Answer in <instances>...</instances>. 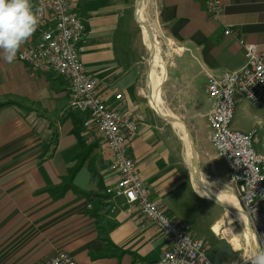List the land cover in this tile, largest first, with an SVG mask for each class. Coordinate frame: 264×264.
<instances>
[{"label": "crops", "instance_id": "crops-1", "mask_svg": "<svg viewBox=\"0 0 264 264\" xmlns=\"http://www.w3.org/2000/svg\"><path fill=\"white\" fill-rule=\"evenodd\" d=\"M132 1L69 0L87 29L78 46L85 70L99 81L104 102L136 121L137 136L128 144V154L152 199L172 217V199L181 187H190L192 161L182 133L150 106L142 66L147 46L131 26ZM204 1L157 2L160 36L182 48L167 66L163 97L170 111L189 124L198 162L212 153L227 178L226 166L210 141L208 74L241 70L246 62L242 42L257 44L264 54V0H223L219 22L210 18ZM228 28L233 35H225ZM35 41L30 37L11 64L0 50V105L12 104L0 107V264H43L60 251L80 264H158L171 241L142 218L139 208L129 209L123 199L89 203L73 192L59 201L49 194L37 195L60 185L77 164L74 131L83 116L70 109L67 80L53 71L34 74L18 60ZM84 137L97 147L74 184L106 195L117 181L112 154L96 128H85ZM230 184L235 187L231 179ZM235 192L237 196L236 188ZM104 231L111 246L104 241Z\"/></svg>", "mask_w": 264, "mask_h": 264}, {"label": "built area", "instance_id": "built-area-1", "mask_svg": "<svg viewBox=\"0 0 264 264\" xmlns=\"http://www.w3.org/2000/svg\"><path fill=\"white\" fill-rule=\"evenodd\" d=\"M204 2L210 18L221 21L223 0ZM32 4L40 18L31 36L36 37V41L19 53L18 60L28 64L34 74L53 71L68 81L70 109L84 117L86 129L99 131L112 153V169L117 181L108 188V196L123 199L129 209L139 208L142 218L171 241L158 264H215L204 240L192 237L152 199L151 189L144 184L135 162L128 156V144L137 135V123L130 116L111 109L102 100L99 81L86 72L78 46L87 36V29L72 12L69 0H32ZM225 35H233L232 30L228 28ZM242 44L246 58L244 67L221 76L208 74L206 94L211 105L210 141L226 166L237 190L239 206L246 216V221L234 220V223L245 228L243 237L247 248L256 251L264 250V136L259 139L261 126L241 132L233 128V122L241 101L254 106L264 104V54L257 44ZM168 46L171 55L178 54L172 52L173 47L182 50L170 41ZM225 228H230L228 223ZM220 231L226 235L225 229ZM43 264L79 263L69 253L60 251Z\"/></svg>", "mask_w": 264, "mask_h": 264}, {"label": "rangeland", "instance_id": "rangeland-1", "mask_svg": "<svg viewBox=\"0 0 264 264\" xmlns=\"http://www.w3.org/2000/svg\"><path fill=\"white\" fill-rule=\"evenodd\" d=\"M144 2H145V10H146V17H147L148 23L154 29H161V26H159L160 21H159L158 9H157L158 0H144ZM137 3H138V0L132 1V4L128 10V14H130L129 19H130V23H131L133 30L137 31L141 35V40H145L142 34L141 26L136 20ZM158 41L160 42L161 47L166 53V55H168L169 53L168 41L169 40L168 41L165 40L159 34ZM145 43H146V46H148V41L145 40ZM143 53H144L143 55L144 59L142 60V63L144 64H142V66L144 68L143 69L144 73H146L145 79H146V84H147V78H148V72H149V49L148 47L144 49ZM181 53H182V50L178 54H175V55L170 54L168 58L165 57L166 59L165 61H167V66L172 64L173 56H177ZM146 75H147V78H146ZM146 90L148 91V86L146 87ZM163 90H164V85L162 87V100L167 110L171 112L170 111L172 109L171 106L166 104L165 99L163 97ZM103 99L104 97L102 98V100ZM149 103H150V100H149ZM172 114L175 116L174 113ZM180 121L182 122L183 120H180ZM261 122L264 123V104H262L261 106H254L251 103L246 102V101L238 103L236 112H235V119L233 122L234 129H239V128L240 129H253L255 126L260 127ZM184 125L188 130L189 124L185 123ZM263 136H264V133H263V129L261 128L259 139L262 140ZM258 146L260 147L259 141H258ZM183 152H186V149L184 146H183ZM209 158L212 161L211 163L208 164L207 159ZM200 160H201L200 163L199 162L198 163H199L200 171L202 173L201 175L203 179L207 182V185L211 189V191L235 195L236 193L235 187H233L230 184V178H228L229 176L228 171L226 172L227 173L226 175H228L226 178L223 172L220 171L218 162L213 160L212 153L210 155L209 154H206V156L204 155ZM191 165L189 166L188 183L190 184V187L193 188V179L191 176L192 175ZM112 171L115 172L114 169H112ZM190 187L189 186L181 187L180 192H178L172 199L173 209L171 210V213L173 214L172 216L173 219L175 221L178 220L183 225V227L188 230L189 234L192 237L204 240L210 255L212 254L213 250H216L218 252V255L220 256L218 258L219 262H214L215 264H236L235 263L236 259L240 261V264H248V261L250 260L251 256L255 254V249L254 251H251L249 248H247L246 241L243 237L244 234L241 230L242 229L241 225L238 222H235L238 228L237 235H239L240 233V247H241L239 248V250H236L233 243L230 241V239L226 235H224V233L220 234L221 231L219 233L215 231V227L220 226V221H219L220 219L224 222L226 221L227 219L226 209L223 206H220L219 204L213 201L204 200L197 194L194 195V193L192 192L194 188L191 190ZM108 188L106 189L107 196H108L107 194ZM108 199L110 201L114 200L110 198V196H108ZM226 224H227L226 222L222 224L223 229H226L225 228Z\"/></svg>", "mask_w": 264, "mask_h": 264}, {"label": "bare ground", "instance_id": "bare-ground-1", "mask_svg": "<svg viewBox=\"0 0 264 264\" xmlns=\"http://www.w3.org/2000/svg\"><path fill=\"white\" fill-rule=\"evenodd\" d=\"M136 20L141 26L142 34L146 41H148V49H149V72H148V88H149V100L150 106L155 109L159 115L170 117L173 126L182 133L184 142L187 146L188 159L189 161L193 159V151H192V141L188 132L186 131V127L182 122L177 120V117L174 116L167 108L162 100V87L167 78V61H165V57H169L171 54V50H169L168 55L164 52L161 47L160 42L158 41V35L160 33L159 29H154L147 20L146 10H145V2L144 0H138L136 7ZM180 53V50L172 48V52ZM192 171V179H193V188L197 195L205 200L213 201L219 205L225 207L227 211V222L230 228L225 229L226 236L230 239V241L235 246L236 250H239L240 247V233L238 234V228L234 223V220L238 222L246 221V216L241 210L239 206V201L237 197L232 194L220 193L211 191L208 187L207 182L203 179L202 175L198 170L196 165H191ZM202 174V173H201ZM201 176V177H200ZM201 178V179H200ZM222 221L220 226L215 227L216 232H220L223 228L222 224L225 223ZM245 229V228H244ZM242 228V232H244ZM222 234V232H220Z\"/></svg>", "mask_w": 264, "mask_h": 264}, {"label": "clouds", "instance_id": "clouds-1", "mask_svg": "<svg viewBox=\"0 0 264 264\" xmlns=\"http://www.w3.org/2000/svg\"><path fill=\"white\" fill-rule=\"evenodd\" d=\"M40 23L32 0H0V50L11 64L21 46L36 32ZM248 264H264V250H256Z\"/></svg>", "mask_w": 264, "mask_h": 264}, {"label": "trees", "instance_id": "trees-1", "mask_svg": "<svg viewBox=\"0 0 264 264\" xmlns=\"http://www.w3.org/2000/svg\"><path fill=\"white\" fill-rule=\"evenodd\" d=\"M6 105H12V104L6 103L0 105V107H4ZM84 122H85L84 117H81V119L77 120L76 130L74 131V135L77 138L78 147H79V152L77 153L75 158L77 164L73 168L69 169L68 175L62 179L60 185L48 186L38 191L37 195L49 194L54 201H59L63 199L68 192H73L76 195L85 198L89 203L93 202L96 199L98 200L100 199L101 202L108 199L107 195H102V196L94 195L91 192L80 189L74 184L77 174L83 168L85 163L90 159V157L94 152V149L97 147L96 145L88 144L87 138L84 137V132H85ZM94 212H91V214L95 215V217L98 218V214H95ZM100 232H103V228L101 231V227H100ZM104 235L106 236L105 231H104ZM105 236H104V241L108 243V246H111L112 244H110V239L107 236L105 238ZM209 256L213 262H219L218 258L220 256L218 255V252L216 250H213L212 254L211 255L209 254ZM235 263L240 264V261L236 259Z\"/></svg>", "mask_w": 264, "mask_h": 264}, {"label": "water", "instance_id": "water-1", "mask_svg": "<svg viewBox=\"0 0 264 264\" xmlns=\"http://www.w3.org/2000/svg\"><path fill=\"white\" fill-rule=\"evenodd\" d=\"M164 118L167 119V120H171L170 117H165V116H164ZM177 120H178V119H177ZM178 121L181 122L180 120H178ZM182 123H183V122H182ZM183 124H184V123H183ZM184 126H185V125H184ZM186 131L188 132L187 128H186ZM188 135L190 136L189 133H188ZM190 139H191V141H192L191 136H190ZM192 151H193L192 164H193V165H196V166L198 167V170H199L200 175H201V171H200L199 164H198V156H197L196 148L194 147L193 141H192ZM200 177H201V176H200ZM200 179H201V178H200ZM220 206H222V205H220ZM223 207H224V206H223ZM224 208H225V207H224Z\"/></svg>", "mask_w": 264, "mask_h": 264}]
</instances>
